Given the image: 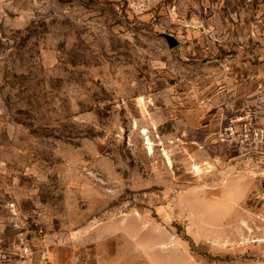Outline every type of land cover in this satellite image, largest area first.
Segmentation results:
<instances>
[{
    "label": "rangeland",
    "instance_id": "374dc122",
    "mask_svg": "<svg viewBox=\"0 0 264 264\" xmlns=\"http://www.w3.org/2000/svg\"><path fill=\"white\" fill-rule=\"evenodd\" d=\"M0 264H264V0H0Z\"/></svg>",
    "mask_w": 264,
    "mask_h": 264
},
{
    "label": "water",
    "instance_id": "95a60500",
    "mask_svg": "<svg viewBox=\"0 0 264 264\" xmlns=\"http://www.w3.org/2000/svg\"><path fill=\"white\" fill-rule=\"evenodd\" d=\"M162 37L166 40L170 49H174L179 45V42L171 35L163 34Z\"/></svg>",
    "mask_w": 264,
    "mask_h": 264
}]
</instances>
